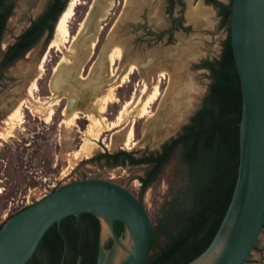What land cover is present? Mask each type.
Here are the masks:
<instances>
[{
  "label": "rangeland",
  "instance_id": "rangeland-1",
  "mask_svg": "<svg viewBox=\"0 0 264 264\" xmlns=\"http://www.w3.org/2000/svg\"><path fill=\"white\" fill-rule=\"evenodd\" d=\"M7 1L12 8L0 37V61L4 49L40 14L49 0ZM75 1L72 17L67 22L70 36L66 37L64 45L76 48V40H72L71 35L78 36L80 24L85 23L93 0ZM67 2L68 0L63 10ZM124 4L125 0H118L113 9L114 14L108 17L112 0L96 2L95 6L100 8L96 16V32L89 38L94 46H91L90 41L83 43L84 57L77 68L72 67L71 77H63V70L71 68L74 62L64 66L62 53L56 47H50L60 39L55 28L58 20L49 38L43 34L25 56L8 65L0 64V223L54 188L79 177L111 180L138 195L141 185L138 177L143 173L142 167L108 165L103 160L93 159V156L103 150H125L140 156L159 148L158 142L161 139L153 143L154 132L144 137L147 118L136 112L129 118L135 119L133 138L136 145L132 146V142L122 139L124 128L118 132L119 127L111 129L112 123L125 107L133 110L135 103L127 104L130 100L137 101L140 98L143 101L145 98L142 95L144 78L150 79L149 93L154 85H158L161 92L159 101L150 110L153 114L157 113L161 105L162 111L167 114L166 119L172 122L169 127L173 125L164 139L176 135L199 108L211 82L209 71L199 65L202 60L214 59L219 55L226 30L200 25L187 30V38L183 36L185 42L182 37L170 42H166L165 38L154 40L144 33L145 27L152 31L157 29L151 21H147V13L141 17H128L127 14L124 19H120ZM187 10L188 8L186 12ZM201 10L202 15L208 14L206 8ZM99 21H104V24ZM46 41L48 44L43 49L42 45ZM114 44L121 48L123 59L110 64L107 56ZM187 45L196 52L193 51L191 55L183 53L182 50ZM166 49L174 50L175 55L167 54ZM67 53L69 57L72 56L70 51L67 50ZM146 53L151 56L142 62ZM131 63H135L139 70L131 73L126 82L117 86ZM163 69L172 74L170 82L165 78L161 79L159 73ZM90 73L91 80L87 77ZM27 76L29 77L21 82ZM59 89L67 98L70 95L82 98L87 96L84 107L74 105L71 108L84 109L73 123L67 122L64 115L59 114L60 110L64 112V100L59 101ZM112 97L117 101H111ZM177 101H188V105H173ZM16 114L20 116L17 117ZM102 121L106 124L105 128ZM128 122L124 121L123 125ZM186 184V167L176 153L140 197L152 226L157 225L168 203L181 196ZM183 206L185 204L180 208ZM245 264H264V230Z\"/></svg>",
  "mask_w": 264,
  "mask_h": 264
},
{
  "label": "water",
  "instance_id": "water-1",
  "mask_svg": "<svg viewBox=\"0 0 264 264\" xmlns=\"http://www.w3.org/2000/svg\"><path fill=\"white\" fill-rule=\"evenodd\" d=\"M97 1L88 9V22L94 21ZM229 37L242 94L237 176L213 238L187 264H245L264 226V0H231ZM86 102L70 95L67 106L84 107ZM82 213L99 222L95 264L145 263L152 222L143 202L114 181L81 178L54 188L2 223L0 264H25L52 224L59 229L64 217L78 218ZM115 220L123 225L121 234L115 230ZM59 232L64 242L59 264H64L67 245ZM108 239L111 244L106 247ZM74 264H81L80 252Z\"/></svg>",
  "mask_w": 264,
  "mask_h": 264
},
{
  "label": "trees",
  "instance_id": "trees-1",
  "mask_svg": "<svg viewBox=\"0 0 264 264\" xmlns=\"http://www.w3.org/2000/svg\"><path fill=\"white\" fill-rule=\"evenodd\" d=\"M66 1L50 0L46 13L22 34L14 47L23 43L33 45L47 27V19L62 11ZM11 8L12 5H4L3 0H0V36ZM229 15L230 6L227 22ZM202 66L208 67L211 72V82L202 104L189 122L182 126L180 134L162 145L161 151L139 158H133L126 151L118 154L105 152L95 156L114 157L117 160L123 155L122 159L128 157L131 163H148L147 176L141 178L140 195L176 153L186 167V187L179 198L168 203L169 209L159 217L157 225L152 226L150 248L144 264H187L200 254L213 238L235 185L242 94L229 35L221 57L204 61ZM182 204L185 206L180 208ZM114 227L118 234L123 232L121 222L116 220ZM59 230L67 245L64 264H74L79 252L81 264H95L99 222L88 213H82L78 218L64 217L59 229L56 224H52L25 264H59L64 243ZM110 244L109 241L105 246L109 247Z\"/></svg>",
  "mask_w": 264,
  "mask_h": 264
},
{
  "label": "flooded vegetation",
  "instance_id": "flooded-vegetation-1",
  "mask_svg": "<svg viewBox=\"0 0 264 264\" xmlns=\"http://www.w3.org/2000/svg\"><path fill=\"white\" fill-rule=\"evenodd\" d=\"M49 2H50V0L47 2L46 6L41 10L40 14L36 18H33L30 21L29 25L23 30V32L21 34H19L14 39V41L11 42L4 49V53H3L1 61H0L1 65L2 64L8 65V64L12 63L15 59H17L21 56H25V54L28 52V50L31 48L32 45L28 46L27 44L24 45V43H23V45H20L18 47H14V46H15V44H17L21 40L20 37L22 36V34L37 19H39L42 15H44L46 13V11L48 10ZM117 3H118V0H112V5L110 7V13H109L108 17L110 15L114 14L113 9L117 5ZM3 4L4 5H11V3L8 2L7 0H3ZM230 5H231V0H228V1H225V0H150V3H149V0H125V4L123 5L125 7L124 12H123L120 19L121 20L124 19L127 14H128V17H130V16H132V17H139L140 16L141 17V16H145V14L147 13V16H145V17H147V21H151L157 27V29H156V31H152V30H149L147 27H145V30H144L145 35H149V37H151L154 40H160L162 38H165L166 42H170L174 38L180 39L181 37H182V41H184L185 39L183 38V36H185V38H187V36H188L187 30L193 28V26L208 25V26H212V27L216 26L217 28H224L226 30V33H225V36L221 42V46H220L221 48L219 51V55L216 56L214 59H204L201 62V63H203L204 61L217 60L221 57V55L223 53L224 45H225V42H226L228 35H229V22H227V10H228V6H230ZM187 8H188V10L186 12ZM202 8L203 9L206 8L208 11V14L202 15V10H201ZM61 12L62 11L56 13V15H52L51 18L49 17V19H47V27L42 31L39 38L43 34H46V36L48 38L51 36V34L54 30L57 18ZM134 15H136V16H134ZM7 18H6V20H7ZM107 18H105V20ZM160 18H161V20H160ZM6 20H5V23H6ZM104 21H99V22H100V24L103 25ZM185 21H186V24H185ZM229 21H230V15H229ZM5 23H4V27H5ZM164 26H165V28H161ZM3 30H4V28H3ZM1 35H2V33H1ZM47 44H48V41H46L42 45L43 49L46 48ZM174 50H176V48ZM174 50L166 49L165 52L167 54L175 55ZM193 51L196 52V50L191 49L188 45L185 46V48L182 50V52L187 54V55H191L193 53ZM148 56H151V54L146 53V56L143 57L144 59L142 62L146 61ZM199 66L201 67V64ZM202 68L207 69L209 71V74H211L208 67L202 66ZM0 74H1V71H0ZM29 76H31V75H29ZM29 76H27L23 80H21V78H20L21 82L25 81ZM210 79H211V77H210ZM61 92H62V90L59 89V91H58V94L60 96L59 101L64 100V104L62 106V109H65V107L67 105L68 98L66 96H63L61 94ZM86 94H89V93H86ZM46 97H48V96H46ZM85 97H87V96H85ZM201 104H202V102H201ZM62 112H63V110H60L59 114L63 115ZM189 120H190V118L188 119V122H189ZM182 126L180 127V130L176 133V135L180 134ZM176 135H172L169 138L165 139L159 145V148L154 150V151L145 152L140 156H136L134 153L130 152L131 156L133 158H139L143 155L147 156L150 153L155 154L157 151H161L162 145L167 140L175 137ZM121 151H125V150H120L117 152H108V153L118 154ZM105 152H107V151L103 150L102 152H98L97 154L105 153ZM97 154H95L93 156V159L98 160V161L103 160L108 165H113V166L129 165V166H140V167H142L143 173H142V175H140L138 177L141 185L139 188V193L137 195L139 200L142 202V200L140 199V197L142 196V195H140V190H141V186H142L141 178H145L147 176L146 173L149 169V164L148 163H131L128 157H125V159H122L124 157L123 155L119 156L117 160L114 157L95 158V156ZM121 161L123 163H120ZM81 178H86V177H79V178H76L74 180L81 179ZM154 181H152L150 183V185ZM168 209H169V204H168L166 210H168ZM115 221H114V224H115ZM263 230H264V228H263ZM109 241H110V239H108L106 241V244ZM255 247H256V245H255Z\"/></svg>",
  "mask_w": 264,
  "mask_h": 264
},
{
  "label": "bare ground",
  "instance_id": "bare-ground-1",
  "mask_svg": "<svg viewBox=\"0 0 264 264\" xmlns=\"http://www.w3.org/2000/svg\"><path fill=\"white\" fill-rule=\"evenodd\" d=\"M67 3L68 4H67L65 10L59 16L57 24H56V27H55L57 33L60 34V39L57 40V41H54L51 44V46H50V47H54V48L56 47V50H58V51H60L62 53L61 60L64 62V66H67L68 64H71L70 63L71 61L74 62L72 65H74L75 63L78 65L82 61V58L84 57L83 43H85V42L87 43V41H90L89 38L92 35H94V33L96 32V26H97V21H96L97 17L96 16L98 15L97 13H99V11H100V8L98 6L97 7L95 6L96 8H94V15H93L94 21L92 20V21L88 22L87 19H86L85 23H81L80 24V27H79V30H78V32H79L78 36L77 35H74V36L71 35L72 36L71 39L74 40V41L76 40V43H77V46L75 48V47H72V45H70V46L64 45L66 37L70 36L68 34V30H67V25H68L67 22H68V19L70 17H72L73 9H74V7L76 5V1L75 0H70ZM86 18H87V16H86ZM76 34H77V32H76ZM62 37H64V39H62ZM89 43L91 44V46H94V42L93 41H90ZM67 50L70 51V54L72 55L71 57H73V60H71L72 58L69 57L70 55L67 53ZM107 58L109 59L110 64H116L117 61H122L123 54H122L121 48L118 45L114 44L113 47L110 49ZM137 70H139V67L135 63H131L129 68H128V70L121 77L119 83H117V86H120L124 82H126L128 80L129 75L131 73H134ZM72 72H73V68L72 67L71 68L66 67L63 70V77L64 76L71 77L72 76V74H71ZM159 75L161 76V79L165 78V79L168 80V82H170L172 80V74L171 73H167L164 69L160 71ZM142 82H143L142 95L145 96L143 101H141L140 98L137 101L134 100V99L130 100L127 104H131L132 105V104L135 103V106H134L133 110L130 111V110H128V108L125 107V109L118 116L117 120L115 122H113L112 126H111V129L119 127V129H117V132L124 128L125 129V132L123 133L124 137H122V136L121 137L125 141L132 142L131 143L132 146L137 144L135 138H133L135 136V133H134V122H135V119H129L131 116H133L134 112H136L137 115H140L143 118L144 117L147 118L146 122H145V125H144V130H143L144 137L146 138V137L150 136L151 132H154L155 133V139H154L153 143L158 142L161 138L166 136L167 133L171 132L170 129L173 128V125H170L171 128L169 127V124H172V122H170L168 119H166V115L167 114L162 111L161 105H159L157 113L153 114V112L150 110V107L154 103H156V101H159V99H160L161 92H160V89H159L158 85H154L152 91H150V93H149L148 92V88H149L148 86H149V83H150V79H145L144 78ZM113 89H114V87L111 88V90H113ZM113 97L111 98V101L116 102L117 99H114ZM160 104H162V103H160ZM180 104H184L182 106L187 107L188 101H187V103L186 102H182V101H177L176 103H173V105H175V106L176 105L178 106ZM182 106H181V109H182ZM19 108H22V107H19ZM80 112H81V110H79L78 108L69 109L68 106H66V108L64 109L63 115H64L65 120L67 122L73 123L76 120V118L78 117ZM15 113H18V112H15ZM16 116L19 117L20 115L16 114ZM169 117H170V115L167 118H169ZM87 119H88V116H87ZM124 121H129V122L126 125H123ZM101 124L105 128L106 124L103 121L101 122Z\"/></svg>",
  "mask_w": 264,
  "mask_h": 264
}]
</instances>
